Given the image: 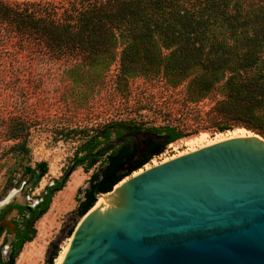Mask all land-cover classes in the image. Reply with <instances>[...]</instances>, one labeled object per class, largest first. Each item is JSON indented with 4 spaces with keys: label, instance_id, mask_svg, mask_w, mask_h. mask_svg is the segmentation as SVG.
Here are the masks:
<instances>
[{
    "label": "trees",
    "instance_id": "obj_1",
    "mask_svg": "<svg viewBox=\"0 0 264 264\" xmlns=\"http://www.w3.org/2000/svg\"><path fill=\"white\" fill-rule=\"evenodd\" d=\"M58 60L70 63L64 73L76 79L100 77L116 65L117 87L138 76L171 88L185 83L187 103L213 102L203 113L205 126L218 132L244 128L264 138V0H69L61 5L0 0V66L9 67L11 74L28 73ZM199 123L105 124L73 159L72 167L82 166L85 172L101 164L89 177L91 189L85 188L78 199L76 216L94 204V190L110 192L168 144L206 129ZM17 124L26 127V121L11 117L10 127ZM86 133L84 128L67 129L65 135ZM8 137L23 139L11 146L13 154H28L22 133ZM24 170L31 176V189L48 171L44 161ZM67 177L66 172L46 185L34 206L14 205L21 227L0 264H15L23 245L35 236L34 223ZM57 250L52 244L46 264L53 263Z\"/></svg>",
    "mask_w": 264,
    "mask_h": 264
},
{
    "label": "water",
    "instance_id": "obj_2",
    "mask_svg": "<svg viewBox=\"0 0 264 264\" xmlns=\"http://www.w3.org/2000/svg\"><path fill=\"white\" fill-rule=\"evenodd\" d=\"M245 131L94 190L60 264H264V138Z\"/></svg>",
    "mask_w": 264,
    "mask_h": 264
},
{
    "label": "rangeland",
    "instance_id": "obj_3",
    "mask_svg": "<svg viewBox=\"0 0 264 264\" xmlns=\"http://www.w3.org/2000/svg\"><path fill=\"white\" fill-rule=\"evenodd\" d=\"M7 1L61 5L69 0ZM69 64L63 60L48 61L34 69H27L28 73L14 74H11L9 67L0 66V207L10 196L8 203L34 206L46 185L53 184L55 179L70 171L76 153L79 156L84 153L86 139L113 121L135 120L146 127L177 125L188 121L200 122L206 127L196 135L168 144L162 153L147 163L148 167L203 147L200 144L206 139L213 143L241 134L238 129H244L218 132L213 127L205 126L203 113L213 102L204 99L197 104L187 103L185 83L171 88L157 79L138 76L128 79L126 87H117L114 76L116 65L100 77L93 73L95 76L76 79L64 73ZM13 116L26 121V127L18 124L10 127ZM82 128L87 131L84 135H65L67 129ZM10 132L25 136L28 154L16 155L10 151L12 145L23 140L9 138ZM203 136L204 139H201ZM99 139L103 138L99 136ZM39 161L46 163L48 171L31 189V176L24 169L26 166L33 167ZM100 165V162L96 163L88 172L78 166L68 174L65 186L54 195L48 211L34 223L36 232L33 240L22 247V251L27 250L30 254L21 259L18 256L15 264H46L52 244L57 245L59 255L62 247L69 243L78 223L75 213L78 199L87 187L91 173L97 171ZM79 188L81 191L78 192ZM13 217H16V211L12 209L0 219V226L4 223L0 236L2 260H6L7 242L14 231ZM15 220L20 222L19 218ZM56 258L52 264H55Z\"/></svg>",
    "mask_w": 264,
    "mask_h": 264
},
{
    "label": "bare ground",
    "instance_id": "obj_4",
    "mask_svg": "<svg viewBox=\"0 0 264 264\" xmlns=\"http://www.w3.org/2000/svg\"><path fill=\"white\" fill-rule=\"evenodd\" d=\"M244 131H245L244 129H238V132L241 133V134L245 133ZM201 139H204V136L201 137ZM204 141H206V142L200 144L201 146H202V145H203V146H206V145L212 144L211 141H208L207 139L204 140ZM213 143H214V142H213ZM192 151H193V150H192ZM152 162H153V163H156L154 160H153ZM144 167L148 168V164L144 165ZM138 171H140V169H139ZM134 173H137V171H134ZM77 177H78V176H77ZM73 178H74V177H73ZM69 182H70V181H69ZM72 186H73V182H72ZM69 191H70V190H69ZM10 197H11V196H10ZM10 197H9V198H10ZM9 198H8V199H9ZM8 199H7V200H8ZM7 200H6V201H7ZM102 200H103V199H102L101 197L98 198L97 201H96V203H95V206H96L97 204H99ZM3 203H4V202H3ZM54 204H55V203H54ZM95 206H94V207H95ZM70 239H71V238H70ZM70 239H69V241H70ZM29 243H31V242H29ZM29 243H28V244H29ZM68 244H69V243H67L66 246L62 247V250L60 251L59 255L57 256V258H56V260H55V264H60V262H61V260H62V258H63V255H64V253H65V251H66V249H67ZM25 253H26V254H25ZM28 253H29V252H27V250H26V252H24V250H23V251L20 253V255H19V259L23 258L24 255L27 256ZM29 254H30V253H29Z\"/></svg>",
    "mask_w": 264,
    "mask_h": 264
},
{
    "label": "flooded vegetation",
    "instance_id": "obj_5",
    "mask_svg": "<svg viewBox=\"0 0 264 264\" xmlns=\"http://www.w3.org/2000/svg\"><path fill=\"white\" fill-rule=\"evenodd\" d=\"M16 204H21V203H14V202L12 203L11 202V203H8V204H6L4 206L1 205V207H0V214H1L0 219L3 217L4 213H6L8 210H12L13 209V210L16 211V217H13V219L11 221L12 224H13L14 231L12 233V237L7 242L8 243V253L6 254L7 256L9 254V252H10V247H11L12 242L16 239V231H17V228H18L17 226H20L21 225L20 222L18 224L15 222L16 221L15 219L16 218H19V215L17 213V208L14 207V205H16ZM10 205H13V206H10ZM1 234H2V232H1ZM1 234H0V236H1Z\"/></svg>",
    "mask_w": 264,
    "mask_h": 264
},
{
    "label": "crops",
    "instance_id": "obj_6",
    "mask_svg": "<svg viewBox=\"0 0 264 264\" xmlns=\"http://www.w3.org/2000/svg\"><path fill=\"white\" fill-rule=\"evenodd\" d=\"M21 252H22V251H21ZM21 252H20V253H21ZM19 255H20V254H19Z\"/></svg>",
    "mask_w": 264,
    "mask_h": 264
}]
</instances>
